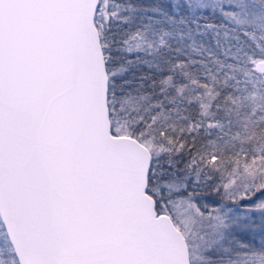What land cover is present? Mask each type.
I'll list each match as a JSON object with an SVG mask.
<instances>
[{"label": "snow or ice", "instance_id": "1", "mask_svg": "<svg viewBox=\"0 0 264 264\" xmlns=\"http://www.w3.org/2000/svg\"><path fill=\"white\" fill-rule=\"evenodd\" d=\"M0 264H264V0H0Z\"/></svg>", "mask_w": 264, "mask_h": 264}]
</instances>
